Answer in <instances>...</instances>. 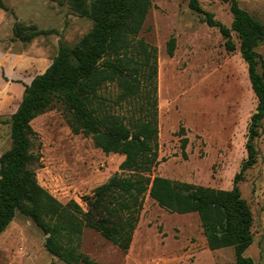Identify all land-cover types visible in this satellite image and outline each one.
Here are the masks:
<instances>
[{
  "label": "rangeland",
  "instance_id": "374dc122",
  "mask_svg": "<svg viewBox=\"0 0 264 264\" xmlns=\"http://www.w3.org/2000/svg\"><path fill=\"white\" fill-rule=\"evenodd\" d=\"M89 10L94 0H82ZM252 17L264 23V0H238ZM152 6L138 39L158 53V75L139 73L140 93L120 98L115 82L101 85L87 104L96 128L68 109L65 95L31 122L29 170L35 181L60 203L82 204L120 170L118 152L127 135L152 120L157 111L158 165L152 179L187 183L214 190H232L234 179L248 159L251 117L258 100L248 66L233 32L235 52H228L218 29L203 14L189 8V0H151ZM201 8L231 27L229 5L198 0ZM0 5V157L11 147V116L32 80L52 64L61 44L74 47L91 31L93 21L73 7L72 0H1ZM44 31L26 41L19 30ZM176 39L174 56L167 44ZM264 62V42L256 48ZM257 162L239 182L250 207L253 244L245 256L264 264V119L254 141ZM147 192L140 220L127 252L98 232L85 228L78 252L96 264H235L232 247L210 250L197 213H171ZM47 236L33 220L17 212L0 235V264H66L45 247Z\"/></svg>",
  "mask_w": 264,
  "mask_h": 264
},
{
  "label": "trees",
  "instance_id": "16d2710c",
  "mask_svg": "<svg viewBox=\"0 0 264 264\" xmlns=\"http://www.w3.org/2000/svg\"><path fill=\"white\" fill-rule=\"evenodd\" d=\"M72 1L77 13L91 18L93 27L78 45H60L50 67L25 86L22 100L11 116L12 147L0 157V235L20 212L30 217L47 236L45 247L52 255L66 264H96L78 252L83 230L92 229L127 252L149 192L159 207L171 213H197L210 250L232 247L235 264H255L245 256L253 244V218L238 185L242 174L257 162L254 141L264 119V62L256 51L264 42V23L244 10L238 0H220L229 5L233 16L229 28L204 11L198 0H189V8L203 14L209 27L219 30L228 52L236 51L232 33L238 35L240 52L258 100L249 127L248 159L235 177L232 190L173 183L162 177L152 179L151 173L159 162L155 110L152 120L120 143L118 152L124 156L120 170L130 171L132 175L115 174L85 196L82 204L70 201L64 205L42 188L29 170L33 161L31 122L46 112L57 96L65 95L68 109L77 116L87 117L91 122L88 125L96 128L87 99L94 98L101 85L115 82L120 98H132L140 93L142 67L149 69L150 79L158 75L156 47L137 38L152 6L151 0H94L89 10L82 0ZM0 5L3 6L1 0ZM17 34L31 41L45 32L32 30L26 34L20 29ZM175 47L176 39L171 38L167 44L170 57L174 56Z\"/></svg>",
  "mask_w": 264,
  "mask_h": 264
}]
</instances>
